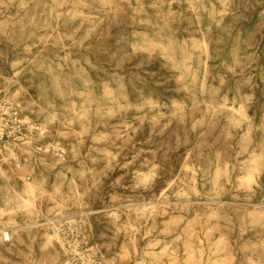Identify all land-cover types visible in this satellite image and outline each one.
Returning <instances> with one entry per match:
<instances>
[{"label":"rangeland","instance_id":"1","mask_svg":"<svg viewBox=\"0 0 264 264\" xmlns=\"http://www.w3.org/2000/svg\"><path fill=\"white\" fill-rule=\"evenodd\" d=\"M0 98V264H264V0H0Z\"/></svg>","mask_w":264,"mask_h":264},{"label":"built area","instance_id":"2","mask_svg":"<svg viewBox=\"0 0 264 264\" xmlns=\"http://www.w3.org/2000/svg\"><path fill=\"white\" fill-rule=\"evenodd\" d=\"M38 130H40L38 125L24 120L16 110L0 98V146L9 138L21 136L23 132L32 133ZM39 132L43 134L41 130ZM56 153L61 155L62 150L56 151ZM73 246L74 250L68 253V264H83L84 254L75 251V249H80L77 240L73 242Z\"/></svg>","mask_w":264,"mask_h":264},{"label":"bare ground","instance_id":"3","mask_svg":"<svg viewBox=\"0 0 264 264\" xmlns=\"http://www.w3.org/2000/svg\"><path fill=\"white\" fill-rule=\"evenodd\" d=\"M34 190H35V186L32 184H24V186H23V193L25 195H32ZM44 225H48V224H46V223L41 224V226H39V227H42ZM10 229H12V228H10ZM10 229H9V227H6V228H2L0 230V242L1 243H3V242L10 243L11 242L10 246H13L14 245V239H12L13 233L11 232ZM46 238L47 239L42 240V247H41L42 253L45 251V249L49 246V244L51 242L50 236L46 235ZM3 245H4V247H7L8 244L3 243ZM55 261H56V259H49L47 264H55Z\"/></svg>","mask_w":264,"mask_h":264}]
</instances>
